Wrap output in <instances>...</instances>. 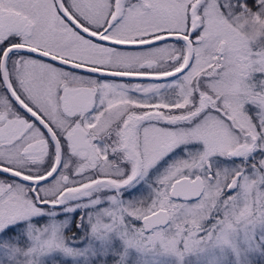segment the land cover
Here are the masks:
<instances>
[{
  "label": "snow or ice",
  "instance_id": "obj_1",
  "mask_svg": "<svg viewBox=\"0 0 264 264\" xmlns=\"http://www.w3.org/2000/svg\"><path fill=\"white\" fill-rule=\"evenodd\" d=\"M72 224L99 264L264 257V0H0V244Z\"/></svg>",
  "mask_w": 264,
  "mask_h": 264
},
{
  "label": "rangeland",
  "instance_id": "obj_2",
  "mask_svg": "<svg viewBox=\"0 0 264 264\" xmlns=\"http://www.w3.org/2000/svg\"><path fill=\"white\" fill-rule=\"evenodd\" d=\"M251 161L252 157H249V162ZM161 163H163V161H161ZM217 163L221 166H234L232 161H227L223 157H218ZM240 163H243V161H241L240 159L235 160V164ZM156 167L160 168V165L158 164ZM153 171H155V169H153ZM160 171H163V169H160ZM249 171H251V169H249ZM149 174L151 175L152 173ZM142 187V184H136L135 187L129 189L128 192L125 193V197L131 199L130 194L139 195L140 193L138 192V190ZM68 216L69 214L67 213H61L60 216L57 217V219L64 220ZM71 218L75 220L77 218V213H72ZM36 221L46 223L47 219L45 218L42 220L41 217H36L33 223H35ZM13 227H15V225H13ZM70 229L76 232L77 242L71 244V246L77 250V255L70 256L67 253H63L57 250L26 256L24 255L25 250L32 247L33 245L31 243L30 236L25 234L21 236L17 241H14L12 244H0V264H99L102 259L101 256H98L96 254L95 249L91 245H88L86 247L85 241L78 239L79 237L84 236L85 233L80 230H76L74 228V224H72L69 226V228L65 229V235H72V231ZM14 249L19 250L14 251ZM94 256L96 257L95 259H93ZM224 259H226V256L223 253H213L210 257V264H216V261L222 262ZM255 259L256 264H264V257L257 256ZM159 264H181V262L174 257L162 256L159 260ZM183 264H196V261L190 257L185 260Z\"/></svg>",
  "mask_w": 264,
  "mask_h": 264
},
{
  "label": "flooded vegetation",
  "instance_id": "obj_3",
  "mask_svg": "<svg viewBox=\"0 0 264 264\" xmlns=\"http://www.w3.org/2000/svg\"><path fill=\"white\" fill-rule=\"evenodd\" d=\"M97 79H100V77H96ZM117 82H123V83H128L129 81L127 80H122L120 78H116ZM133 82H139V81H133ZM145 83H150L149 81H145Z\"/></svg>",
  "mask_w": 264,
  "mask_h": 264
},
{
  "label": "water",
  "instance_id": "obj_4",
  "mask_svg": "<svg viewBox=\"0 0 264 264\" xmlns=\"http://www.w3.org/2000/svg\"><path fill=\"white\" fill-rule=\"evenodd\" d=\"M121 79V78H120Z\"/></svg>",
  "mask_w": 264,
  "mask_h": 264
}]
</instances>
